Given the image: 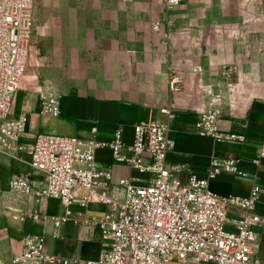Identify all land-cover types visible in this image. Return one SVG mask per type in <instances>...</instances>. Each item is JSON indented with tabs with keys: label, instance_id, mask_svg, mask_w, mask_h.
<instances>
[{
	"label": "crops",
	"instance_id": "0c3cea01",
	"mask_svg": "<svg viewBox=\"0 0 264 264\" xmlns=\"http://www.w3.org/2000/svg\"><path fill=\"white\" fill-rule=\"evenodd\" d=\"M33 5L31 84L13 95L10 109L11 118L27 117L20 138L25 150L18 159L0 154L1 203L16 218L11 229L20 244L16 255L27 235L42 236L45 252L71 260H94L108 246L95 224L104 205L66 208L57 200L35 202L9 190L14 175L31 174L35 184L40 180L29 168L26 150L36 136L71 137L84 145L108 142L119 131L122 153L129 155L134 126L158 122L167 125L172 143L167 168L181 167L173 175L177 183L189 175L204 178L212 158L233 156L245 176L220 175L209 182V190L219 197L245 198L258 185L253 214L260 223L252 227L257 257L251 264H264V160L253 164L264 143L262 0L254 7L234 0H181L172 11L162 0H35ZM171 77L178 80L177 92L169 90ZM46 88L60 96L56 118L40 113L38 93ZM212 109L219 112V130L243 136V143H216L196 134L198 116ZM94 160L111 175L112 185L121 179L146 183L115 163L108 149L97 150ZM67 212L58 231L44 220ZM236 214L230 210L229 220Z\"/></svg>",
	"mask_w": 264,
	"mask_h": 264
},
{
	"label": "built area",
	"instance_id": "2783aa9c",
	"mask_svg": "<svg viewBox=\"0 0 264 264\" xmlns=\"http://www.w3.org/2000/svg\"><path fill=\"white\" fill-rule=\"evenodd\" d=\"M33 1L0 0V154L13 159L25 150L20 138L27 129V117L11 118L10 109L27 66ZM162 4L166 11H172L181 0H162ZM168 86L171 92L179 90L174 77ZM38 97L41 115L59 116L58 94L46 88ZM218 119L216 109L200 114L196 134L216 143L244 142L241 135L221 132ZM171 146L167 125L158 122L134 126L129 155L122 153L125 147L119 131L108 142L84 145L71 137L36 136L26 150L29 168L40 180L35 184L31 174L14 175L9 190L35 202L57 200L66 208L73 204L81 208L94 203L104 205L106 211L95 224L108 246L94 260H71L45 252L42 236L27 235L22 251L11 264H168L173 260L178 264H251L257 257L252 227L260 223L253 214L260 194L258 185L245 198L219 197L209 190V182L220 175L245 176L233 156L212 158L204 178L189 175L185 183H177L173 175L181 167L169 170L166 166ZM101 149H108L115 163L147 175L146 183L121 179L112 185L111 175L95 164L94 154ZM262 160L264 143L253 164L258 166ZM232 209L237 214L230 221ZM68 215L44 220L48 219L58 231Z\"/></svg>",
	"mask_w": 264,
	"mask_h": 264
},
{
	"label": "rangeland",
	"instance_id": "374dc122",
	"mask_svg": "<svg viewBox=\"0 0 264 264\" xmlns=\"http://www.w3.org/2000/svg\"><path fill=\"white\" fill-rule=\"evenodd\" d=\"M241 1V2H240ZM245 1V2H244ZM234 0L235 5H244L254 7L258 4H261V0ZM35 2V0H34ZM264 4V0H262ZM34 9V5H33ZM30 77V67L27 62L25 74L20 82L19 89L24 90L26 86L30 85L31 82L29 80ZM17 91V92H18ZM16 92V93H17ZM139 178H141L144 181H147L148 176L147 175H139ZM16 221V218L14 216H10V210L8 207H4L1 203V196H0V264L6 263L10 261L15 255L20 247L18 239L15 237V232H13L11 229L14 224L13 222ZM16 223V222H15Z\"/></svg>",
	"mask_w": 264,
	"mask_h": 264
}]
</instances>
